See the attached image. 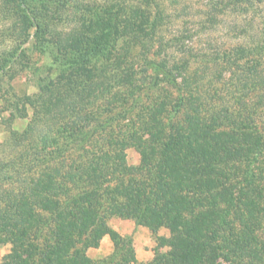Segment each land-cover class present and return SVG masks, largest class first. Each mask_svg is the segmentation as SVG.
<instances>
[{"label": "trees", "instance_id": "obj_1", "mask_svg": "<svg viewBox=\"0 0 264 264\" xmlns=\"http://www.w3.org/2000/svg\"><path fill=\"white\" fill-rule=\"evenodd\" d=\"M183 1L0 0L3 264H135L113 218L169 231L145 264H264V0H209L168 36Z\"/></svg>", "mask_w": 264, "mask_h": 264}, {"label": "rangeland", "instance_id": "obj_2", "mask_svg": "<svg viewBox=\"0 0 264 264\" xmlns=\"http://www.w3.org/2000/svg\"><path fill=\"white\" fill-rule=\"evenodd\" d=\"M209 0H184L182 2V5H186L187 8H188V15L187 16H182V20L180 21H177L173 24H170L167 29L169 30V32L167 33L168 36H171V34L177 30L181 31V30H184L185 27H183V24L186 26V27H193V25L198 21V20H201L203 19L206 14V11H208V3ZM260 17V18H259ZM241 19V17H240ZM239 19V20H240ZM254 20L259 23L260 20L264 19V7H259L257 8L256 11L253 10V12H251L249 14V16L246 18V21L247 20ZM223 20V24L221 25L219 31L220 32H217L216 35H214L212 38H210L211 40H213V38L215 40H220L222 38L225 37L226 35V25H230L231 23L233 22H236L234 21L233 18H231V16H224V18L222 19ZM238 20V21H239ZM245 19H241L240 20V23H244L246 21H244ZM165 29V32L166 30ZM188 45L189 49L188 51H190V49L193 47V55H197L199 57H202L203 56V51L206 47H209V45H211V43L209 44H205V38H202L201 39V42L200 44H197V40L196 39H192L188 42H186V44L183 46H176V48L172 49V51L174 52V54H170L174 57H176V61L181 59V55H177L175 54V52L179 51V50H182L184 49V47ZM152 55V54H151ZM202 60V59H201ZM201 65L200 63V60L199 61H196L193 63V68H196V67H199ZM146 69V68H145ZM145 69H143V73L144 74V77H146V81H149L150 78L152 76H154L156 73L153 72V71H147L145 72ZM141 75H139L138 77H140ZM34 76L30 73V72H26V73H22L21 76H19L17 78V87H18V92L19 93H27V94H33L36 92V88L34 86ZM2 94H0V99L2 98L1 97ZM1 115V114H0ZM4 114H2L3 116ZM7 115V114H6ZM30 115H31V112H30ZM28 119H17L16 121H14L12 123V126L15 130L17 131H22L25 126L27 125L28 123ZM6 132H5V128L4 126L0 125V142H2V140L4 139V137H6ZM1 154V152H0ZM128 158H127V161H128V164L129 165H138L140 163V155L139 153L134 149V148H130L128 149ZM116 218H113L111 221H110V224L115 220ZM119 219V218H118ZM162 232H160V234L162 233H165V229H162L161 230ZM168 234H169V231H166ZM170 235V234H169ZM155 246L156 248L158 246V242L155 243ZM14 248V245H12L10 242L8 243H3L0 245V264H3V260L5 257L9 256V254L12 252ZM161 251H164L165 249H161L159 248Z\"/></svg>", "mask_w": 264, "mask_h": 264}, {"label": "crops", "instance_id": "obj_3", "mask_svg": "<svg viewBox=\"0 0 264 264\" xmlns=\"http://www.w3.org/2000/svg\"><path fill=\"white\" fill-rule=\"evenodd\" d=\"M111 227L121 237L132 241L134 249L132 262L135 264H145L152 261L155 257L157 237H169L166 228H161L158 232H153L150 228L139 225L133 220L116 218L111 223ZM162 229H165V233L160 234ZM115 252L116 249L111 236L105 235L100 245L96 248H90L87 255L93 261H100L113 256Z\"/></svg>", "mask_w": 264, "mask_h": 264}]
</instances>
